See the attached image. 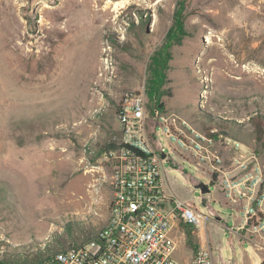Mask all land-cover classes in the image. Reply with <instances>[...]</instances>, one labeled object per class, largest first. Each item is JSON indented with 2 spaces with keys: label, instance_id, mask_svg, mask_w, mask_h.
Segmentation results:
<instances>
[{
  "label": "rangeland",
  "instance_id": "rangeland-1",
  "mask_svg": "<svg viewBox=\"0 0 264 264\" xmlns=\"http://www.w3.org/2000/svg\"><path fill=\"white\" fill-rule=\"evenodd\" d=\"M81 2L0 0V264L84 243L105 225L111 192L90 170L109 140L121 142L127 94L151 116L228 126L229 167L238 157L264 175V0H91L108 10L95 16ZM170 155L165 188L205 217L216 264H264V243L242 228L220 177ZM189 246L182 237V263Z\"/></svg>",
  "mask_w": 264,
  "mask_h": 264
},
{
  "label": "built area",
  "instance_id": "built-area-1",
  "mask_svg": "<svg viewBox=\"0 0 264 264\" xmlns=\"http://www.w3.org/2000/svg\"><path fill=\"white\" fill-rule=\"evenodd\" d=\"M121 146L104 152L100 179L111 197L105 225L95 238L58 251L41 264H216L211 244L189 246L190 256L180 262L176 253L187 229L202 231L203 215L167 192L162 165L176 153L185 161L209 166L221 179L222 194L242 220V228L264 243V175L248 172L241 158L230 161L228 137L216 126L197 129L174 113L151 116L141 95L127 94L117 113ZM159 128L170 141L161 145ZM237 169H232V168Z\"/></svg>",
  "mask_w": 264,
  "mask_h": 264
},
{
  "label": "trees",
  "instance_id": "trees-1",
  "mask_svg": "<svg viewBox=\"0 0 264 264\" xmlns=\"http://www.w3.org/2000/svg\"><path fill=\"white\" fill-rule=\"evenodd\" d=\"M155 101H157V100H155ZM119 107H120V105L118 106V109H119ZM151 110H150L149 114L153 115ZM117 113H118V110H117ZM209 120H210V117H209ZM252 122L255 125L256 133H261L260 126H259L260 125L259 120L253 119ZM214 126H216L219 129V131L221 133H223L224 135H228L226 132L228 130V126H224L221 123H218ZM106 145L107 146H104L101 148L100 154L105 152V151L118 149L121 146V143H120V141L119 142H112L109 140ZM98 157H100V156H98ZM95 160L96 159H93V161H95ZM68 226H72V224H69ZM95 236H96V234L93 233V235L88 236L84 241L88 242V241L92 240L93 238H95ZM79 238H76V239H79ZM86 242H84V243H86ZM187 242L189 245L195 246V247L197 246V243H198V238L191 233L190 229H187ZM57 243L62 244L63 242L57 241ZM81 244H83V243H81ZM66 249L57 250L56 252L63 251ZM49 251H50V248H49ZM56 252L53 253L51 251V252L45 253L42 250H39V251L34 252L32 254L17 253L15 258H13L10 263H12V264H41L42 262H44L46 259H48L51 255L55 254Z\"/></svg>",
  "mask_w": 264,
  "mask_h": 264
},
{
  "label": "bare ground",
  "instance_id": "bare-ground-1",
  "mask_svg": "<svg viewBox=\"0 0 264 264\" xmlns=\"http://www.w3.org/2000/svg\"><path fill=\"white\" fill-rule=\"evenodd\" d=\"M133 1V0H132ZM137 1H140V2H143V0H137ZM112 2V1H111ZM110 2V3H111ZM119 2L120 3H122L123 4V6H125L126 4H127V0H119ZM161 2V1H160ZM81 3H83V4H87V5H90L91 6V0H82V2ZM107 5V4H106ZM91 12L93 13V15L95 16L97 13H103L102 11H100L99 9H100V7H99V9L98 8H96L95 6L94 7H92L91 6ZM102 9V8H101ZM106 9V8H105ZM103 10V9H102ZM106 12H108V10H106L104 13H106ZM103 13V14H104ZM96 21H98V20H96ZM95 21V22H96ZM97 24V23H96Z\"/></svg>",
  "mask_w": 264,
  "mask_h": 264
},
{
  "label": "water",
  "instance_id": "water-1",
  "mask_svg": "<svg viewBox=\"0 0 264 264\" xmlns=\"http://www.w3.org/2000/svg\"><path fill=\"white\" fill-rule=\"evenodd\" d=\"M198 188L201 189L202 194H208L210 190L209 187L204 184H200Z\"/></svg>",
  "mask_w": 264,
  "mask_h": 264
},
{
  "label": "crops",
  "instance_id": "crops-1",
  "mask_svg": "<svg viewBox=\"0 0 264 264\" xmlns=\"http://www.w3.org/2000/svg\"><path fill=\"white\" fill-rule=\"evenodd\" d=\"M199 239H200V243L201 244H204L205 240L203 239V233H202V231L199 234Z\"/></svg>",
  "mask_w": 264,
  "mask_h": 264
}]
</instances>
